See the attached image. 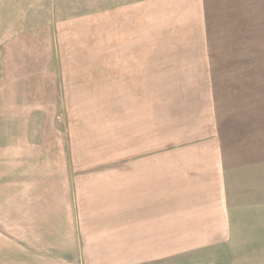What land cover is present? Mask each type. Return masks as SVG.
<instances>
[{
    "label": "crops",
    "instance_id": "1",
    "mask_svg": "<svg viewBox=\"0 0 264 264\" xmlns=\"http://www.w3.org/2000/svg\"><path fill=\"white\" fill-rule=\"evenodd\" d=\"M108 1L0 46V264H226L264 233V0H195L212 63L148 49L147 2ZM132 11L143 38L99 48ZM190 86L186 115L148 113V87Z\"/></svg>",
    "mask_w": 264,
    "mask_h": 264
},
{
    "label": "rangeland",
    "instance_id": "2",
    "mask_svg": "<svg viewBox=\"0 0 264 264\" xmlns=\"http://www.w3.org/2000/svg\"><path fill=\"white\" fill-rule=\"evenodd\" d=\"M130 1L132 7L136 6L135 10L139 11L140 6L137 7V5H140L139 2H147V14L140 13L141 16L147 15L145 32L147 34L146 45L148 49L159 48L161 51L170 54H182L186 51L187 53H191L192 50L194 51L192 53H204V51L207 53L210 51V57L206 54L203 56L193 55L192 57L194 59L205 60L204 63L207 62V59V63H212L213 59L217 60V56L212 53L217 51V47L211 46L208 40L202 38L203 25L200 3L195 4V0ZM109 5L108 0H0V46L8 42L16 33L19 35L20 41L32 38L33 35L37 37L39 34L42 35L43 30L47 31L48 26H51V22L54 20L82 18V16H89L91 10L93 12H105ZM137 16V13L132 11L129 18L121 20L115 28L106 22L105 16H100L99 19L102 23L99 22L97 34L99 43L97 46L99 48L104 47L108 37L113 38L114 41H118L120 38L124 41L127 40L125 37L128 35L127 32L129 30L127 28L129 26L131 40L134 36L143 38L144 35L141 34L145 29L139 30L137 28ZM212 43L216 42L212 41ZM189 55L191 56V54ZM157 64H161V61H157ZM211 75L212 79L218 78V72H212ZM203 78L209 79L208 73L203 74L201 77H195L194 80L196 81H193V83L199 84V80ZM214 90L217 91L218 89L214 88ZM146 91L148 97L163 98L162 104H153L148 108V113L152 114L153 108L156 107L153 115H159L157 118H166L168 109L171 106L176 108L175 111H178V114L186 115L190 111L191 105L184 102L181 103L184 99L188 101L192 97H204L206 94H209L207 93L208 89L206 92V88L195 86L148 87ZM213 91L212 94H214ZM152 120L154 121V116L150 121ZM25 123L26 121H24ZM24 124L21 123L20 127L25 126ZM2 192L3 194L9 192V184H5V179ZM6 212L8 214L4 210L2 215L3 224L6 222L9 224L10 213L7 210ZM3 229L4 234H9V227H4ZM245 244L246 246L244 247L231 249V255L228 257L226 255L229 261L226 264H264V233L248 240ZM216 255L221 256L220 254Z\"/></svg>",
    "mask_w": 264,
    "mask_h": 264
}]
</instances>
